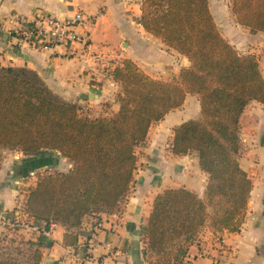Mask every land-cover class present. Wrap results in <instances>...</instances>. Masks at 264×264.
<instances>
[{"label":"trees","instance_id":"16d2710c","mask_svg":"<svg viewBox=\"0 0 264 264\" xmlns=\"http://www.w3.org/2000/svg\"><path fill=\"white\" fill-rule=\"evenodd\" d=\"M232 9L241 26L264 33V0H232ZM141 11L145 31L188 59L177 79H153L126 59L113 73L122 88L120 109L92 119L36 72L0 67V150L27 157L50 151L52 159L61 154L73 163L68 173L38 180L25 214L47 228L66 227L63 245L75 246L74 230L85 217L121 211L137 169L136 149L152 125L187 96L197 97L201 117L175 128L172 153H198L208 175L205 197L183 188L159 194L146 234L154 264H182L206 228L237 233L245 222L253 181L239 162L240 121L251 103L264 105V76L255 55H241L221 34L209 0H141ZM44 247L40 240L0 236V264H41Z\"/></svg>","mask_w":264,"mask_h":264},{"label":"crops","instance_id":"0c3cea01","mask_svg":"<svg viewBox=\"0 0 264 264\" xmlns=\"http://www.w3.org/2000/svg\"><path fill=\"white\" fill-rule=\"evenodd\" d=\"M212 4L209 0L221 34L241 55H255L264 76V33H253L241 26L235 15L234 24L227 21L222 31ZM78 10L95 18L85 29L91 40L89 49L78 50L75 56L68 57L63 48L46 52L12 48L13 17L31 20L35 14L44 12L69 18ZM141 14V0H0V46L4 50L0 66L36 72L55 95L82 110H86L85 105L87 109L96 105V110L117 113L120 105L116 93L120 85L113 74L105 71L108 62L112 61L116 69L124 60H131L153 79L166 82L165 75L172 73L173 79H177L181 69L189 66L187 58L170 52L145 31L139 23ZM200 117V102L189 95L180 109L152 125L144 142L145 157L138 159L134 181L121 211L85 217L81 228L74 230L79 237L75 246L63 245L67 230L61 224H52L47 228L49 234H43L40 229L47 227L45 223L16 212L25 208L43 169L61 172L67 168L64 173H68L73 163H67L68 159L61 154L52 159L50 151L34 157L17 155L6 161L0 170V236L4 229L11 230L15 212V222L22 221L21 229L15 232L18 239L40 240L45 244L41 264H154L146 234L155 198L166 190L181 188L205 197L208 175L201 170L198 153L183 156L172 153L175 128ZM240 122L239 162L253 181L245 222L237 233H214L206 228L182 264H264V105L251 103ZM21 217L27 222L19 221Z\"/></svg>","mask_w":264,"mask_h":264},{"label":"built area","instance_id":"2783aa9c","mask_svg":"<svg viewBox=\"0 0 264 264\" xmlns=\"http://www.w3.org/2000/svg\"><path fill=\"white\" fill-rule=\"evenodd\" d=\"M94 22V17L87 16L80 10L69 18L57 17L44 12L35 14L31 20L15 16L11 19L13 24L11 33L14 40L12 48L31 49L38 52L63 48L68 57H73L78 50L89 49L91 40L85 29ZM3 53L4 50L0 46V61ZM112 63L110 61L105 66V71L111 74L115 70ZM40 231L43 234H49L47 227Z\"/></svg>","mask_w":264,"mask_h":264},{"label":"rangeland","instance_id":"374dc122","mask_svg":"<svg viewBox=\"0 0 264 264\" xmlns=\"http://www.w3.org/2000/svg\"><path fill=\"white\" fill-rule=\"evenodd\" d=\"M211 1L213 3L212 4V6L214 7V10L213 11H214V14H215V16L217 18V21L220 24V26H222V29H223L222 31H224L225 30L224 27L227 26L226 25V22L227 21L230 22L231 24H234V18H235V16H234V12H233V9H232V0H211ZM221 14H224L225 15V18L222 17ZM226 14H229V17H226L227 16ZM170 52H174V51H170ZM174 56H176V54ZM178 60H181V58L179 56H178ZM0 67H2V66H0ZM165 77L168 78V81L167 82H170V81L174 80L173 79V76H172V73H169V74L165 75ZM121 91H122V88H121V85H120L119 92L116 93V95L118 96ZM116 99H117V97H116ZM95 106L96 105H94V107H92L91 109H87V107L85 105L83 108H85L86 110H82V107H79L81 109L80 112L82 113L83 116L90 117L92 119H94V118H101V117H111V116H113L115 114V112L113 110H96V107ZM104 106H105V104H104ZM109 106L111 107L110 104H109ZM144 148H145V143L139 145V147L136 149V154H137L138 159H141L142 157H145L144 155L146 154V152L144 151ZM17 155L19 157L25 156L23 153H21L19 151H11V150L1 149L0 150V170H3L2 168L4 166V163H6V161L9 162V160H14L16 158L15 156H17ZM25 157H27V156H25ZM68 161L69 160H66L67 163H68ZM66 170L68 171V169L65 168L61 172H59V171H56L54 169H45V170L43 169L42 170L43 173L40 172L37 175V179L39 180L41 177H43L45 175H48V174L64 173V171H66ZM125 201H124L123 204H125ZM19 211H20V213H22V212L25 213V208H21V209L16 210V212H19ZM13 216H14L13 217V220L17 218L16 215H15V212H13ZM95 216H97V215H95ZM97 219L100 220L99 217H97ZM18 220L19 221L20 220H23V221L27 222L24 217H21ZM21 222L22 221H20V223ZM20 223H17V222L12 223L13 226H11V230L8 231V230H5L4 229L1 232L2 236L3 237L7 236L8 238H16V239H18V236L15 235L16 234L15 232H17V231H19L21 229V227H19V225H21ZM18 240H21V239H18ZM152 262H154V261L152 260Z\"/></svg>","mask_w":264,"mask_h":264}]
</instances>
